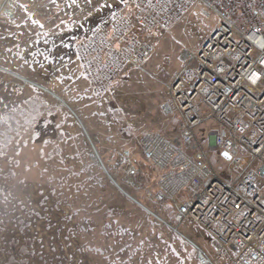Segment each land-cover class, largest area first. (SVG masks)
<instances>
[{
  "label": "rangeland",
  "instance_id": "374dc122",
  "mask_svg": "<svg viewBox=\"0 0 264 264\" xmlns=\"http://www.w3.org/2000/svg\"><path fill=\"white\" fill-rule=\"evenodd\" d=\"M135 1L0 0V264H199L195 244L210 251L200 226L176 230L151 202L159 173L141 139L178 131L170 85L218 19L195 5L166 30H139L150 58L98 87L76 50ZM213 125L199 129L209 147ZM211 161L235 178L212 147Z\"/></svg>",
  "mask_w": 264,
  "mask_h": 264
},
{
  "label": "built area",
  "instance_id": "2783aa9c",
  "mask_svg": "<svg viewBox=\"0 0 264 264\" xmlns=\"http://www.w3.org/2000/svg\"><path fill=\"white\" fill-rule=\"evenodd\" d=\"M195 5L218 23L200 48L184 49L170 85L164 111L178 117V131L141 139L143 159L159 173L150 200L170 208V227L193 221L210 236V251L195 244L199 264H264V0H136L93 30L76 55L93 83L107 86L152 55L139 30H166ZM29 82L20 78L16 89ZM209 121L210 145L233 179L199 135Z\"/></svg>",
  "mask_w": 264,
  "mask_h": 264
},
{
  "label": "trees",
  "instance_id": "16d2710c",
  "mask_svg": "<svg viewBox=\"0 0 264 264\" xmlns=\"http://www.w3.org/2000/svg\"><path fill=\"white\" fill-rule=\"evenodd\" d=\"M167 212H169L170 216H171V211H170V208H166L165 209Z\"/></svg>",
  "mask_w": 264,
  "mask_h": 264
},
{
  "label": "water",
  "instance_id": "95a60500",
  "mask_svg": "<svg viewBox=\"0 0 264 264\" xmlns=\"http://www.w3.org/2000/svg\"><path fill=\"white\" fill-rule=\"evenodd\" d=\"M211 147L214 149L215 148V144L213 143Z\"/></svg>",
  "mask_w": 264,
  "mask_h": 264
}]
</instances>
